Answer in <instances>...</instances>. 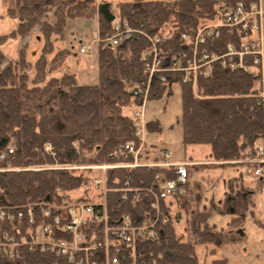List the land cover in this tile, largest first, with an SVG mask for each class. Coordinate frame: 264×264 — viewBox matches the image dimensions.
Listing matches in <instances>:
<instances>
[{
  "label": "trees",
  "instance_id": "1",
  "mask_svg": "<svg viewBox=\"0 0 264 264\" xmlns=\"http://www.w3.org/2000/svg\"><path fill=\"white\" fill-rule=\"evenodd\" d=\"M1 1L6 16L15 19L16 25L8 34H0V153L13 140V152L0 158V169L9 168L0 171V203L19 205L89 183V178L74 172L75 169L42 168L46 164H78L85 161L83 154L87 152L93 154L92 161L97 163L132 160L131 155L124 158L121 153L126 142L138 143L133 120L125 109L139 104L141 94L126 84L146 82L142 53L150 46L148 36L164 37L170 30L171 37L159 44V50L177 52L181 46L179 35L193 34L211 20L220 0H125L115 5L109 0ZM52 7H56L52 19L44 20L39 26L43 44L38 57L29 61L24 46L14 59L7 60L1 46L10 37L26 36ZM77 17L97 20L96 83L78 84L76 77L67 71L52 75L69 53L68 49L54 51L53 37L62 38L66 20ZM117 19L126 22L133 31L111 46L104 40L113 34ZM228 38L223 33L217 40L220 51ZM176 85L181 97L182 143L208 145L214 161L209 165L217 166L218 161L229 164L227 161L242 158L246 148L261 140L262 111L257 103L254 72L226 70L215 63L211 74L198 78L194 85L181 81ZM171 93L172 86L163 87L155 81L149 88L148 99ZM145 124L147 132L160 129L156 120H146ZM46 144L50 145L49 151L44 148ZM28 166L40 168L27 169ZM157 173L173 177L171 170L146 166L108 169L109 215L117 218L131 211L130 202L119 198L118 190L125 181L131 187H146ZM262 185L263 178H259L256 188L260 190ZM227 188L223 208L233 213L227 223L231 227L253 207V193L235 177ZM203 196L200 185L188 178L186 193L173 199L186 215L188 239L176 232L177 213L172 215L166 205L164 210L169 220L163 227V235L141 246L142 254H147V250L154 255L162 253L163 264H199L196 244L213 245L210 249L213 253L215 247L238 240L239 236L230 230H216L210 224L212 208H201ZM38 257L37 252H25L21 260L0 258V264H35ZM212 264H226V261L214 259Z\"/></svg>",
  "mask_w": 264,
  "mask_h": 264
},
{
  "label": "built area",
  "instance_id": "2",
  "mask_svg": "<svg viewBox=\"0 0 264 264\" xmlns=\"http://www.w3.org/2000/svg\"><path fill=\"white\" fill-rule=\"evenodd\" d=\"M263 18L261 0L249 3L220 0L211 20L203 23L193 34L179 35V51L169 54L168 49L166 52L159 50V44L171 37L170 30L164 37L148 36L150 46L142 53L146 82H135L130 88L141 94L136 111L129 115L138 143L128 141L121 151L122 157L131 155L132 160L63 166L64 169H101L102 176L92 179L95 196L91 198L81 196L74 199L58 192L57 195L19 205L0 203V258L18 261L25 252H37L39 257L35 264H163L162 253L154 255L147 250L144 255L140 247L162 237L163 227L169 220L164 210L166 201L186 193L188 168L192 162L169 160L170 154L166 150L154 159L143 157L146 156L143 150L146 130L144 107L151 83L155 81L163 87L174 86L179 81L194 85L198 78L211 74L215 63L226 70L254 72L257 75L256 97L262 111L263 136L255 146L243 151L240 161L250 165L255 177L263 178ZM132 31L126 22L117 19L113 24V34L104 41L116 46ZM223 33L229 38L220 51L216 45ZM89 49L90 45H80L78 52L84 53ZM73 145L76 146V143L73 142ZM44 148L49 151L50 145L46 144ZM12 152L13 147L9 145L0 153V158ZM136 166L171 170L173 177L166 178L157 173L146 187H131L125 181L118 190L119 198L130 202L131 211L113 218L107 207V170Z\"/></svg>",
  "mask_w": 264,
  "mask_h": 264
},
{
  "label": "rangeland",
  "instance_id": "3",
  "mask_svg": "<svg viewBox=\"0 0 264 264\" xmlns=\"http://www.w3.org/2000/svg\"><path fill=\"white\" fill-rule=\"evenodd\" d=\"M102 1V0H97ZM114 5L118 1L125 0H109ZM168 1V0H163ZM264 8V0H261ZM56 7H52L46 12L40 22L34 26L23 38L10 37L1 46L2 51L6 54L7 60L14 59L18 51L25 48L26 58L33 62L39 55L43 44V38L39 31V26L44 20H51V14ZM262 27V43L264 48V18ZM16 20L10 19L5 14V6L0 0V34H8L15 28ZM97 20L92 18H68L64 25L63 37H53L54 51L59 49H68L69 53L65 56L63 62L57 67L52 75L59 76L62 72L72 73L78 84H92L97 82L98 63H97ZM90 45V49L84 53H79L80 45ZM29 71V75H32ZM130 84H126L129 89ZM195 93V88L193 90ZM136 106L131 105L125 109V113L132 115L136 111ZM146 120H156L159 124V130L144 133L145 146L143 148L146 160L154 159L158 153L166 150L170 154L169 160L172 161H190L192 165L188 168L190 171L189 178L191 183L196 181L201 190H203V198L201 208H212L210 224L216 229L230 230L239 239L234 242H227L222 246L215 247V252H211L213 248L211 244H196V255L199 264H212L214 259H225L226 264H264V191L256 188L259 178L251 171V167L240 161L242 158L227 161L229 164L222 165L223 161H218V165H209L214 162L210 157V149L208 145L182 143V133L180 126L181 113V97L179 85L172 86L170 95L163 94L159 98H151L146 100L145 107ZM13 143V140L11 141ZM10 143L9 145H12ZM144 154V155H145ZM85 161L76 164L77 166H88L94 164H102L93 162L92 153H84ZM143 158V159H144ZM71 164V163H69ZM68 164V165H69ZM66 164L44 165L42 168L55 167L62 168ZM74 172H81L89 178V183L79 188L60 192L69 198H77L85 196L91 198L95 196V187L92 179L101 177V169L95 168L75 169ZM238 179L247 191H251L253 207L242 214V219L234 226L227 227L232 211L223 208V200L225 193L228 192V182L232 178ZM264 179V177H263ZM264 186V183H263ZM84 190H87L84 192ZM92 194V195H91ZM170 205L171 214L177 213V222L175 224L176 232L188 239L189 233L185 229V213L173 199L166 201Z\"/></svg>",
  "mask_w": 264,
  "mask_h": 264
},
{
  "label": "crops",
  "instance_id": "4",
  "mask_svg": "<svg viewBox=\"0 0 264 264\" xmlns=\"http://www.w3.org/2000/svg\"><path fill=\"white\" fill-rule=\"evenodd\" d=\"M263 10H264V8H263ZM81 45H82V44H81ZM263 183H264V179H263ZM262 189H264V186H263V185H262ZM262 189H261V190H262ZM231 217H232V216H231ZM231 217H230V218H231Z\"/></svg>",
  "mask_w": 264,
  "mask_h": 264
}]
</instances>
